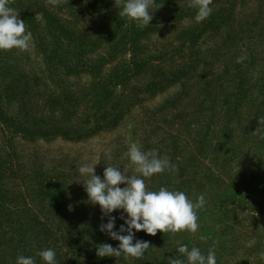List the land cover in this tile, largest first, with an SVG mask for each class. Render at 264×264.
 I'll list each match as a JSON object with an SVG mask.
<instances>
[{
  "label": "rangeland",
  "instance_id": "rangeland-1",
  "mask_svg": "<svg viewBox=\"0 0 264 264\" xmlns=\"http://www.w3.org/2000/svg\"><path fill=\"white\" fill-rule=\"evenodd\" d=\"M101 2L97 0L96 7L90 10L81 0H60L55 6L49 0H42L65 25L93 38L96 32L102 31L99 29L109 28L107 25L113 22V17H120L124 0H110V10L102 8ZM188 3L189 0H175L159 5L161 7L153 12L152 31L140 40L142 55L150 56L151 63L131 80V88L133 86L141 100L119 125L82 141L60 137L33 141L24 140L13 126L0 120V161L12 152L21 163L35 161L46 178L59 177L70 184H83L88 177L78 176L76 172L83 165L96 164L95 174L101 178L104 168L113 165L131 175L135 166L127 158L129 146L139 143L145 151L156 149L160 155L170 158L177 171H165L147 179L145 183L149 190L160 187L180 190L193 202L201 194L205 196V206L197 210L198 231H184L194 235V247L206 254L214 246L217 264H264L260 257V252L264 251V190H261L264 186L260 184L258 190L254 188L257 193L251 196L253 183L250 176L259 172L257 165L251 162L254 148L248 152L252 141L244 138L246 146L240 145L243 147L241 156L226 165L225 176L209 177L208 174L209 167L216 169V164H222V160L217 162L212 154L215 145L213 124L222 118L218 111L224 112L223 98L215 104L216 92L218 96L222 88L230 89L233 79L254 85L264 74V0H213L212 14H219L218 20L222 22H213L195 43L189 42L187 34L196 26H202L203 21H195L196 9L189 8ZM17 12L18 18L23 20L22 13ZM102 12L107 13L103 15ZM40 24V15L33 29L25 23L26 31L35 35L32 34L27 51L0 50V108L8 117L17 115L15 119L21 123L20 127H23L22 117L26 112L24 103L33 105L28 107L36 112L37 120L45 119L44 124H52L50 119H56L44 106L47 95L52 90L56 94L80 93L93 83L89 73L65 79L56 69L47 70L40 49L36 48L44 35ZM120 37L121 33L117 32L115 40L119 41ZM99 56L109 61L102 69L103 78L108 77L123 59L120 54H111L106 44L92 55L93 59ZM241 56L245 59L237 63ZM254 57L259 59L253 60ZM184 67L187 73L176 83L162 91L145 90L147 82ZM239 68L240 74L237 73ZM213 108L215 118L211 120ZM207 133L214 141L203 138ZM235 141L239 144L241 139ZM108 150L111 160L104 155ZM246 155L250 161L242 165L241 159ZM217 184H225L222 187L229 191L239 189L243 196L236 192L220 196ZM219 203L223 205L217 208ZM219 210L223 212L220 216ZM139 234L135 233V239Z\"/></svg>",
  "mask_w": 264,
  "mask_h": 264
},
{
  "label": "trees",
  "instance_id": "trees-1",
  "mask_svg": "<svg viewBox=\"0 0 264 264\" xmlns=\"http://www.w3.org/2000/svg\"><path fill=\"white\" fill-rule=\"evenodd\" d=\"M81 1L87 9L96 7L97 0ZM174 1L157 0V3L166 5ZM9 6L22 13V19L30 29L35 27L34 23L41 16L40 25L44 35L36 48L40 49L47 70L54 68L65 79L82 73L92 74L93 77L92 85L80 93L70 91L68 94H56L52 90L47 95L44 106L56 119H50L52 124H44L45 119L37 120L36 112L29 110L28 105L33 106L31 103H24L23 127L15 119L17 115L8 117L0 108V120L13 126L16 134L24 140L58 137L69 141L87 140L98 132L119 125L140 103V95L134 92L133 86L131 88V80L151 63L150 56L143 57L140 43L144 35L151 33V25L144 27L127 17L117 16L107 25L109 28L99 29L102 31L96 32L93 38L69 24L65 25L61 17L44 6L42 0H9ZM100 6L109 9L110 0H102ZM219 18V14H211L200 23L202 26H196L187 34L189 42L195 43L207 27ZM217 22L221 24L222 20ZM117 32L121 33L119 41L115 40ZM102 44L108 45L111 54L123 56L121 63L106 78L102 77L101 72L108 59L92 57L102 48ZM186 73V67L170 71L156 78V81L147 82L145 90L162 91ZM237 73H242L241 68L237 69ZM97 77L101 78L96 80ZM236 82L233 79L229 86L231 90L222 88L224 95L219 93L217 96L216 92L215 104L219 98H223L221 104L224 112L218 111L222 118L213 124L215 141L208 133L203 138L215 142L212 154L217 162L222 160V164H216V169L209 167L208 174L209 177L225 176L226 165L234 163L241 156L244 138L252 141L248 152L254 148L251 162L257 165L259 171L250 176L253 197L257 193L254 188L258 190L259 186H264V74L254 85ZM212 112L211 120L215 118L214 108ZM237 138L241 139L239 144L235 141ZM205 142L203 139L202 143ZM248 157L246 155L241 159L242 165L250 161ZM222 186L225 184L216 185L220 196L229 192L240 194L239 189L229 191ZM221 205L223 203H219L217 208ZM222 213L218 211L219 216ZM112 215L119 217L120 213L117 211ZM101 217L100 206L89 202L83 184H70L59 177L46 178L35 161L21 163L12 152L0 161V264H15L18 255L31 256L36 264H43L38 253L46 248L55 250L57 264H169L170 258L180 256L177 248L181 244L194 247V235L184 231L174 235L157 231L155 236L140 231L137 239L150 244L142 258L125 260L123 254L100 258L96 255V246L107 243L116 248L119 244L100 231L101 223H107V218L102 220ZM122 223L117 219V230Z\"/></svg>",
  "mask_w": 264,
  "mask_h": 264
},
{
  "label": "clouds",
  "instance_id": "clouds-1",
  "mask_svg": "<svg viewBox=\"0 0 264 264\" xmlns=\"http://www.w3.org/2000/svg\"><path fill=\"white\" fill-rule=\"evenodd\" d=\"M59 2L49 0L53 6ZM212 3L213 0H189L188 7L196 9V22L210 17ZM159 7L157 0H124L119 16L147 27L153 19V12ZM31 41L32 33L26 31L24 21L9 6V0H0V50L27 51ZM244 59V56L237 58V63ZM104 155L111 160L110 150L105 151ZM127 158L135 166L131 175L115 165L104 168L103 178L95 174L96 164L76 169L78 176L88 177L83 184L89 202L100 206L102 220L107 218V223H101L100 231L119 242L116 248L107 243L96 246V255L100 258L119 257L122 254L125 260L142 258L150 244L135 239L136 232L144 231L152 236L157 231L196 233L199 228L197 210L206 204L203 194L193 202L180 190H169L166 187L155 191L148 189L145 183L147 179L165 171H177V166L170 158L160 155L158 150L145 151L139 143H132ZM117 211L120 212L119 217L113 216L112 213ZM117 219L123 221L118 230ZM177 251L180 256L170 258L169 264H217L214 246L206 254L198 247L189 248L185 244H181ZM38 255L43 264H57L56 252L52 248L43 249ZM260 257L264 260V251L260 252ZM15 264H36V261L31 256L18 255Z\"/></svg>",
  "mask_w": 264,
  "mask_h": 264
}]
</instances>
